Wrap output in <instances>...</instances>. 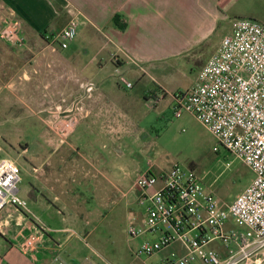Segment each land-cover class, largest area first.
<instances>
[{"label":"rangeland","instance_id":"obj_1","mask_svg":"<svg viewBox=\"0 0 264 264\" xmlns=\"http://www.w3.org/2000/svg\"><path fill=\"white\" fill-rule=\"evenodd\" d=\"M216 39L213 37L201 47L198 56L184 53L171 60L167 71L173 86L185 91L196 82L202 61L213 51ZM72 46L88 47V39L81 33ZM92 53L76 57L81 63H89L92 56L102 58L103 62L109 59L107 51ZM134 63L142 68L137 61ZM105 73L115 81L111 63ZM74 76H78L76 72L72 82L79 85ZM139 78L146 79L142 72ZM145 81L149 82L146 79L136 81L132 89L124 87L129 90L121 88L132 97L126 101L127 115L118 123L122 130L115 133L109 132L116 128L114 120L107 122L105 118L93 119L83 114L86 99L76 100L78 95L70 94L68 85L61 86L64 95L56 97L42 112L20 101H7L0 95V159H11L20 168L19 195L27 206L40 212L43 208L35 203L34 195L51 200L58 197L54 200L56 206L51 207L74 218L73 227L61 221V214L46 213L44 218L57 215V226L72 227L77 233L73 240L99 264H162L163 257L172 250L169 246L150 255H136L144 242L156 240L160 233L132 237L127 231L129 226L139 227L144 222L145 207L138 202L140 190L134 183L149 163L156 171L168 170L175 163L194 169L218 203H229L253 178L251 169L218 144L194 116L184 113L176 117L169 96L159 103L145 99ZM154 90L165 97V87L156 84ZM36 105L44 108L47 104L39 101ZM73 112L78 114L76 125L64 136L57 128L59 122L50 121L55 115L66 118ZM92 120H96V126L89 125ZM215 146L219 149L215 150ZM59 170L65 176L63 181L56 178ZM155 188L146 191L151 193ZM64 205L66 208H62ZM76 210L88 213L69 215L68 211ZM76 221H80V226ZM231 222L237 230L250 232L241 221L233 218ZM70 231L69 228L58 231L56 236L63 237Z\"/></svg>","mask_w":264,"mask_h":264},{"label":"crops","instance_id":"obj_2","mask_svg":"<svg viewBox=\"0 0 264 264\" xmlns=\"http://www.w3.org/2000/svg\"><path fill=\"white\" fill-rule=\"evenodd\" d=\"M68 7L77 13L80 25L76 38L61 49L51 45L46 35L62 30L70 18ZM12 18L22 22L26 42L14 46L0 38V95L7 101H20L42 112L56 97L64 95L61 86L68 85L69 93L78 95L76 100L86 99L83 114L93 119L105 118L107 122L114 120L116 128L108 131L115 133L122 130L118 123L127 115L126 101L132 97L121 90L124 86L118 81L120 73L133 82V87L136 81L147 79L143 96L148 100L156 95V84L165 87L166 95L162 94L158 101L169 96L172 103L171 93L180 89L172 85L168 75L171 60L184 53L200 54L201 47L216 37L214 49L202 61L203 66L237 19L252 18L264 23V0H0V29ZM81 33L88 39V47L72 46ZM106 51L109 54L106 62L92 56L89 63H81L76 57L81 53L95 55ZM110 63L116 75L114 82L105 73ZM74 72L79 85L71 80ZM140 72L146 79L138 80ZM88 85L92 86L89 91ZM39 101L47 105L38 107ZM95 122L92 120L89 125L96 126ZM56 178L63 181L65 176L59 170ZM34 198L43 211L32 206L24 210L12 204L0 210V264H59L56 256L64 264H83L88 255L73 240L74 234L56 236L58 231L73 230L74 218L65 216L60 209H52L58 197L51 200L34 195ZM68 212L69 215L88 213ZM46 213L61 214V221L72 227L57 226L58 216L46 220ZM76 224L80 226V221ZM37 233L41 235L37 252L23 253L21 242ZM171 247L179 252L183 250L180 243Z\"/></svg>","mask_w":264,"mask_h":264},{"label":"built area","instance_id":"obj_3","mask_svg":"<svg viewBox=\"0 0 264 264\" xmlns=\"http://www.w3.org/2000/svg\"><path fill=\"white\" fill-rule=\"evenodd\" d=\"M67 11L70 18L62 30L46 35L51 45L61 49L76 38L80 25L75 10L68 7ZM22 30L20 20L9 19L0 29V38L11 45L23 46L26 39ZM118 81L125 88L133 87V82L122 73ZM91 88L89 85L87 90ZM171 95L174 115L194 116L218 144L251 169L253 178L229 203H218L194 169L175 163L168 170L156 171L149 163L134 183L140 190L138 202L145 207L144 222L139 227L129 226L127 231L132 237L149 232L160 235L156 240L144 242L135 254L150 255L180 243L183 250L172 249L163 257L162 264H263L264 23L252 18L237 19L198 71L196 82ZM161 96H152V101L158 102ZM77 115L74 112L66 118L55 115L50 122H59V133L65 136L74 130ZM19 172L13 160L0 159V210L7 204L27 210L26 200L19 195ZM149 187L156 188L148 193ZM233 218L244 223L250 232L237 230L231 223ZM40 242V234L29 235L20 249L35 254ZM55 259L64 264L59 256ZM83 264L99 263L88 256Z\"/></svg>","mask_w":264,"mask_h":264},{"label":"trees","instance_id":"obj_4","mask_svg":"<svg viewBox=\"0 0 264 264\" xmlns=\"http://www.w3.org/2000/svg\"><path fill=\"white\" fill-rule=\"evenodd\" d=\"M117 17L114 18V22L117 24ZM120 27H123V25H119Z\"/></svg>","mask_w":264,"mask_h":264},{"label":"water","instance_id":"obj_5","mask_svg":"<svg viewBox=\"0 0 264 264\" xmlns=\"http://www.w3.org/2000/svg\"><path fill=\"white\" fill-rule=\"evenodd\" d=\"M264 264V263H263Z\"/></svg>","mask_w":264,"mask_h":264}]
</instances>
